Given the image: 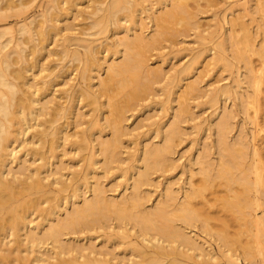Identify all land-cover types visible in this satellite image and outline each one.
Instances as JSON below:
<instances>
[{"label":"rangeland","instance_id":"374dc122","mask_svg":"<svg viewBox=\"0 0 264 264\" xmlns=\"http://www.w3.org/2000/svg\"><path fill=\"white\" fill-rule=\"evenodd\" d=\"M10 1L17 8L3 14L10 15L17 12L21 4L24 6L21 22L14 17L0 22V31L12 30L6 38L15 37L14 30L32 20L38 30L46 29L47 35L49 33L41 37L45 44L38 47L36 53L32 48L40 42L29 36L23 38L24 45H10L16 51L24 50L22 67L30 69L25 84L31 87L24 86L25 94L41 90V102L48 103L44 113L49 114L39 118L43 128L50 125L45 122L60 109L69 110L65 117L58 119V126L64 130L62 140L54 145L50 158L53 166L42 177L63 175L58 181L70 183L74 176L89 175L85 177L87 180L78 198L81 205L82 197H93L92 188L96 185L104 188L106 198L119 201L131 193L137 179V176L131 180L125 176L130 169L137 167L139 172L143 171L146 152L168 147L170 149L162 153V163L149 172V184L142 188L145 208H152L167 192H172L181 203L187 191L198 190L200 198L194 202L199 205L193 208L201 212L199 218L192 217L191 225L189 220L185 224L182 219L184 222H179V226L181 218L171 216L177 220L173 226L185 229L202 246L200 259L207 260L210 254L216 257L212 264H228V258L237 264H264V221L258 225L254 223L257 216L264 220V0H121L120 11L110 18L98 9L105 10L111 0H57L56 10L51 11H48L51 0H0V8H5ZM47 12L54 13L51 24L44 21ZM87 48L93 52L94 65L83 80V70L92 60ZM64 51H68L66 58L61 56ZM127 54L141 56L144 67L139 70L138 80L149 84V89L140 94V100L133 102V106L124 110L117 151L119 161L106 166L101 144L114 137L112 127L116 112L112 101L123 106L132 86L122 89L114 84L109 92L103 90L102 82L109 77L110 66L121 64ZM12 59H17V55L13 54ZM124 75L121 76L129 79V74ZM225 115L229 118V131L224 148L248 152L242 153L246 156L245 161L241 160L244 164L236 160L239 156L236 152L233 154L235 160L228 157L227 151L220 146L222 142H218L217 125ZM172 123H178L177 136L172 142H165L166 131ZM43 128L34 127L19 137L14 146L16 159L10 165L14 171L21 166L34 169L43 164L36 162L37 156L33 154L47 150L36 141ZM225 161L234 166L230 165L234 169L230 170L232 174L225 173L216 180L213 177L214 181L212 175L219 173ZM248 164L254 165L251 172L247 171L250 168L246 169ZM208 166L213 167L212 172L210 169L213 181L208 178L210 172L205 171L209 170ZM205 173L209 176L205 177ZM60 189V185L53 187L48 196L51 202L42 205L44 210L54 204L55 197L67 196L70 192L60 194ZM257 192L263 193L262 199ZM239 202L252 206L246 210L247 207ZM239 204L240 208L245 207L243 211L251 214V219H255L253 224L249 214L237 208ZM71 208L68 202L63 203L61 217ZM238 213H244L250 221L242 214L244 219L239 217ZM36 216L33 217L35 224L40 221ZM240 218L243 220L238 221ZM131 222L129 227L133 229L134 222ZM35 224L29 225V229ZM104 235V231L98 230L85 232L78 240L66 235L62 241L71 239L70 242L75 240L80 246L92 245L97 252L105 246ZM120 237L126 239L123 241L126 245L131 243L126 235ZM110 244L117 242L106 243L107 251L112 253L106 258L112 262L125 255L126 260L130 258L131 250L127 246ZM21 246H25L22 250L27 248L28 252L21 254L23 257L27 254L28 264H75L71 253L59 256L50 241L42 249L37 248L36 243L32 249L26 241ZM36 252H44L45 258ZM89 252L90 249L85 254ZM195 252L191 250L188 254L196 256ZM19 253L13 254L22 256ZM47 254L53 258H46Z\"/></svg>","mask_w":264,"mask_h":264},{"label":"bare ground","instance_id":"6f19581e","mask_svg":"<svg viewBox=\"0 0 264 264\" xmlns=\"http://www.w3.org/2000/svg\"><path fill=\"white\" fill-rule=\"evenodd\" d=\"M120 3L121 0H111L110 4L106 6L105 10L98 9V12H106L109 18L113 17L120 11ZM57 5V0H51V5L48 6V11L54 9L56 10ZM23 6L24 5L21 4L17 12H12L10 15L6 13L3 14L6 11H14L17 8L14 6V2H7L5 8H0V22L4 23L8 18L13 17L17 19V21L21 22ZM43 17H45V23L51 24L52 22H54V13L51 14L50 12H47ZM34 22L35 20L27 23L25 22L20 25L19 28H16L15 30L13 29L14 32H16L15 37L13 36L6 38L12 33L11 29L0 31V264H12L14 261H17V263L20 262L21 264H28L25 261V257L27 256V254H25L26 256L24 255V257L22 255L24 254V251H27V248H24L25 250L21 249V247H25L21 246L23 241H26L27 246L31 244L32 249L35 243L37 245V248L40 247L42 249L44 247L43 245H45L46 242L50 241L53 249L58 251L57 254L59 256H62V254H72V256L76 259L73 260V263L75 264H190L186 263V260L190 261L191 263L193 262L194 264H212L216 257L209 254L207 260H201L200 258L203 257L202 246H200L199 243H196L194 237L190 236L189 233L185 231V229H180V227L177 228L176 226H173V223H175V221L177 220H173L171 216L172 214L173 217L176 216V218L174 217L175 219L181 218L178 220V225L179 222L183 221L182 219H184L185 221L189 220L188 223H190L189 225H191L192 217L199 218L200 215L198 216V214H200L201 212L198 213L199 210L194 209L198 204L197 202V204H195L194 201H196L197 198H200L198 195V190L191 189L187 191L185 193V199L181 203L177 200L178 198H176L172 192H167L163 200H160L156 205L148 210L145 208L146 199L145 196L142 195V188L149 184V172H151L152 167L154 168L162 163V153L169 150L170 148L161 147L149 150L145 153L144 162L146 168L143 171L139 172V170H137V167H133L132 171L130 169L129 174L127 171L128 175L125 176L128 179L131 180L133 176H137V179L131 187V193L126 197H123L119 201L106 198L104 196V188L100 185H96L92 188L93 197L91 199L82 197L81 202H83V204L81 205L78 198L81 196L80 192L82 191L84 183L86 182L84 180H87L85 177H88L89 175H85L81 178L74 176L73 179L70 180V183H60L58 181V179H60V177H62L63 175L57 177L56 174H53L52 178L51 176H49L47 179L42 177V175L44 173H48L50 168L53 166V164L50 163V158L52 156L51 153L53 152L54 145L62 140L61 135L63 134L64 130L61 126H58V119L65 117L68 114L69 110L67 108L60 109L57 112V115L50 116L49 122H45L50 125L43 128V123L39 121V118H43L44 116L49 114L44 113L46 111L48 103L41 102L39 98V93L41 92V90L38 92H34L33 94L28 96L25 94L24 86L28 87V83L25 84L26 73H28L30 69L22 67V63L24 60V50L22 49V51H16L15 48L12 49L10 45H24L25 43L23 38L25 36H29V38H32L34 41L38 40L40 42L37 45L33 46V53H36L38 51V47L44 46L45 43L42 38L49 36V33L47 35L46 29L41 28L38 30ZM97 25H100V23H98ZM52 27L55 28V25H52ZM46 47H44L43 49H46ZM86 51L92 58V60L88 62L83 70V80H85L87 75L90 73V67L94 65L92 50L87 48ZM13 54L17 55V59H12ZM67 55L68 51H64L61 54L63 58H66ZM132 55L135 54H127L121 64L111 65L109 68V77L107 78V80L102 82L103 90H107L109 92H111V88L114 84H117V86H120L122 89L128 86H132L129 97L124 101L123 106H117L112 101L114 110L116 112L112 127L114 131V137L111 141L103 142L101 144V152L105 155L106 166H108V164H113L119 161L117 151L120 144L119 131L121 128L124 110L133 106V102L140 100V94L142 92H146L149 89V84L141 83L140 80H138L140 73L139 70L141 71V69L144 67V62L143 60L142 62L140 61V59L142 58L141 56H137L138 54L135 56ZM15 65L19 66L13 69ZM124 74H129V79H127V77L123 78L124 76H126ZM119 76H121L123 79H121V77L119 78ZM182 111L183 110H181V112ZM179 116H177V122L180 121L178 119ZM34 127L43 128L40 134V139H37L36 141H38L42 146L47 147V150L44 152L41 149L36 153L33 152V154L37 156L36 162L42 161L43 164L35 166L34 169L21 166L19 169L14 171V169H12V167L10 166L11 162L16 159L17 150L14 146L16 143H18L17 141L20 136L23 137L27 133V131L31 130ZM177 127L178 123H172L170 125L169 129L166 131L165 142H172V140L177 136ZM217 130L219 134L218 142H222V144L220 143V146H223L224 148L226 144L225 141L227 132L229 131L228 115H225L220 120L217 125ZM84 142H86V139L84 140ZM223 142H225V144H223ZM46 143L47 145H44ZM31 144L37 145V142H32ZM221 148L222 147H220L219 150H222ZM226 148H224L223 150H226ZM229 149L228 151L226 150L228 153V157L230 156V158L234 159L233 154L235 155L237 153L239 156H236V160H240V162L245 161L243 160L246 159V156L244 155H246L245 153L248 154V152H245V150L233 151L232 149ZM229 151L231 153H229ZM242 153H244V155ZM252 161L254 162V160ZM225 162L224 164H222V167L220 166L221 169L219 168L220 174L217 173L219 175H212V179L213 177H216V180L218 176L220 177L221 175L222 177L225 175V173H228L229 175L230 170H232L233 172L234 169H232V167L234 168V166L231 165L232 163L230 164L232 166L231 167L229 164H227V161ZM95 163L96 162H94V164ZM250 164L252 165L253 163L250 162ZM237 165L238 164L236 163V166ZM251 165H247L246 169L250 168V170L247 171L251 172V168H253L254 166ZM212 166L211 168H213ZM211 168H209V170H207L206 168L205 171L210 172ZM211 172L207 173L210 175V177H208L210 179ZM232 172L230 173L232 174ZM204 175L205 177L209 176L206 175V173ZM45 181H48V184H46ZM55 185H60V194L69 192V190L70 192L67 196H61L60 198L55 197L54 204H51L49 209L44 210L42 208V205L47 201L51 202V198H49L48 196L52 192V189ZM262 194L263 193H258L257 196H261L260 198L262 199ZM44 199L46 201H42ZM67 202L68 204L72 205V208L67 211L66 216L62 218L60 215V210L61 208H63V203L66 204ZM252 203L253 201L251 202V204ZM241 204H244V202ZM247 205L245 206L244 204V206L247 207L246 210L248 209V207L252 206ZM143 206L144 208H142ZM238 206L239 207L237 208H240L241 205L239 204ZM244 206L240 209L245 210ZM243 212L247 213L245 211ZM36 213H38L39 216H36ZM244 213H238V216L240 217V214H242L243 216ZM248 214V218H250L251 214L247 213L246 215ZM34 216H36V218H40V221L36 224V221L33 220ZM242 216L241 218H243ZM241 218L238 219V221H242L244 219L243 218L241 220ZM261 218L262 217L258 219L257 216L256 220L254 219L256 222H254L253 219H251L253 221H250V219L248 220L247 218L246 219L247 221L252 222V224L254 222L257 223L256 225H258V222L264 221L262 220L263 218ZM114 221L116 222L114 223ZM131 221L134 222V226H132L133 229L129 227L131 226ZM107 222L110 223L107 224ZM33 223L36 226L29 229V225ZM184 223L186 224L187 221ZM40 227H42L43 229H40ZM136 228H138L139 230H137ZM98 230H102L105 232V246H102V249L99 251L97 250V252L96 250H93L95 249V247H92V245L89 247H85L83 245L80 246L78 245V242H75V240L70 242L69 240L71 239L67 240V242L65 243L64 241H62V238L66 235H73L78 240L81 237V234ZM108 232L110 233L108 234ZM131 233L133 234V238L131 237ZM125 235L127 239H130L129 241L131 242L127 245L126 243H124L126 242L124 241L126 239H124V237H120ZM110 239H112V241H110ZM11 242L14 243V247H12L13 243L12 245H8ZM114 242H117V244H110V246L120 247V245H123L125 247L127 246L129 250H131L130 258L128 260H126V255L120 260L114 258V262L106 258L112 254L109 250L107 251L108 247L106 243ZM8 246H11L12 248H8ZM19 248L21 250H19ZM104 248H106L105 251L101 252L102 250H104ZM89 249L90 252L88 254H85L86 250ZM28 250L30 252L29 247ZM191 250L194 252L197 251V253L195 252L196 256H191L190 254H188ZM15 251H17L18 253L20 252L19 254L22 253V256L19 257L17 255V258L15 254H13L15 253ZM106 251L109 253H107ZM198 251L200 253H198ZM105 252L106 254H104ZM30 253L28 257L31 255ZM39 253L40 254H37L40 255L39 257H41L44 252ZM12 254L15 259H12ZM91 255H93V257ZM46 258H53V256L50 255V257H48L47 254ZM81 259H83V261ZM228 260V264H237L234 259L228 258ZM36 262L39 261L36 260ZM61 264H64V262H62Z\"/></svg>","mask_w":264,"mask_h":264}]
</instances>
